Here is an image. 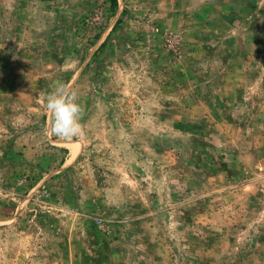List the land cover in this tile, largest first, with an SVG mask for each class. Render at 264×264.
Wrapping results in <instances>:
<instances>
[{"label":"rangeland","instance_id":"rangeland-1","mask_svg":"<svg viewBox=\"0 0 264 264\" xmlns=\"http://www.w3.org/2000/svg\"><path fill=\"white\" fill-rule=\"evenodd\" d=\"M0 264H264V0H0Z\"/></svg>","mask_w":264,"mask_h":264},{"label":"clouds","instance_id":"clouds-1","mask_svg":"<svg viewBox=\"0 0 264 264\" xmlns=\"http://www.w3.org/2000/svg\"><path fill=\"white\" fill-rule=\"evenodd\" d=\"M47 110L52 113L51 126L48 135H54L65 141H71L81 132L79 122L81 105L71 87L59 83L47 96Z\"/></svg>","mask_w":264,"mask_h":264},{"label":"trees","instance_id":"trees-1","mask_svg":"<svg viewBox=\"0 0 264 264\" xmlns=\"http://www.w3.org/2000/svg\"><path fill=\"white\" fill-rule=\"evenodd\" d=\"M113 3H116V0H113Z\"/></svg>","mask_w":264,"mask_h":264},{"label":"crops","instance_id":"crops-1","mask_svg":"<svg viewBox=\"0 0 264 264\" xmlns=\"http://www.w3.org/2000/svg\"><path fill=\"white\" fill-rule=\"evenodd\" d=\"M69 160H71V159H69ZM67 162H68V159H67Z\"/></svg>","mask_w":264,"mask_h":264}]
</instances>
